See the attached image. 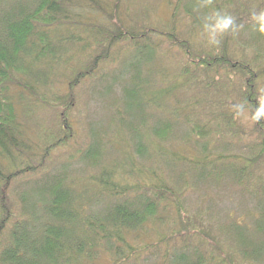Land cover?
<instances>
[{
  "label": "trees",
  "instance_id": "16d2710c",
  "mask_svg": "<svg viewBox=\"0 0 264 264\" xmlns=\"http://www.w3.org/2000/svg\"><path fill=\"white\" fill-rule=\"evenodd\" d=\"M14 1L0 14V264L264 263V117L254 121L259 136L248 143L254 156L243 159L237 153L230 154L225 147L218 153L211 150V157L204 155L201 160L179 156L187 167L199 172V177L209 176L211 182L238 186L252 198L256 193L260 195H256L260 215L255 212L256 226L252 231L239 219L219 225L216 219L209 222L183 208L182 194L188 188L184 172L178 174L183 186L158 174L152 175L154 180L130 186L118 183L112 173L102 169L97 180L104 185L100 184L102 189L95 192L94 200L88 197L91 204H99V209L89 216L85 213L86 200L71 186L67 170L55 171L52 167L53 151L75 140L70 114L77 106L78 84L87 77L93 78L100 64L113 62L115 54L122 50L119 44L142 53L148 45L154 46L153 35H165L191 63L204 68L203 74L211 72V84L206 86L211 100H198L199 107L210 101L220 103L221 108L212 112L209 120L217 126L211 134L205 130V137L214 133L233 137L242 132L237 122L239 113L233 107L243 105V111L246 109L252 117L264 94L256 85L257 79L264 76V34H258L252 61L234 58L235 52L234 57L228 54L227 45L245 25L246 13L250 12L246 4L238 3L235 10V0H212L204 5L207 12L204 11L203 19L214 11L235 19L234 30L220 35L224 42L214 48L217 51L201 54L187 38H177L171 31H163L147 21L145 26L139 25L131 11L135 0H30L25 4L22 0ZM176 10L173 17L177 16ZM196 21L201 22V18ZM147 23L151 26L147 27ZM247 26L246 23L244 28ZM62 30L67 37L54 36ZM85 55L89 56L88 62H82L86 68L75 70L68 81V91L58 94L62 82L56 79L54 67L71 70L73 60L79 64L78 60ZM232 73L244 77L242 88L233 87L232 80H217V75L229 78ZM132 78H137V74ZM142 87L140 82L135 94ZM35 97L44 109L56 112L50 124L39 123L36 139L19 117L20 111L32 117L26 98ZM123 114V125H128L135 135L132 139L137 155L150 156L140 138V121L132 123L129 118L133 120L135 115ZM191 128L194 132L202 131L195 125ZM121 129L116 130L124 135ZM169 130L168 123L154 129L161 141L168 139ZM102 134L104 131H91L90 144L74 150L71 157L79 154L97 167L105 147ZM125 145L129 150V144ZM31 175L44 184L34 196L25 192ZM20 180H25V188ZM170 203L174 204V212L165 215L162 211L168 212ZM229 233L234 241L232 246L226 244Z\"/></svg>",
  "mask_w": 264,
  "mask_h": 264
},
{
  "label": "rangeland",
  "instance_id": "374dc122",
  "mask_svg": "<svg viewBox=\"0 0 264 264\" xmlns=\"http://www.w3.org/2000/svg\"><path fill=\"white\" fill-rule=\"evenodd\" d=\"M4 1L0 2V7H4L0 8V14L7 11L5 8L13 6L15 2L14 0ZM26 1L30 0H22L24 4ZM235 1L234 10L237 9L238 3H244L250 12L246 13L248 16L245 17L248 25L246 29L245 23L231 40L230 45H227L228 54L234 57L232 52H235L234 58H248L252 61L256 55L255 41L258 40L260 33L258 23L252 19V16L253 13L259 14L264 11V0ZM177 5H179L178 10H176ZM174 10L177 12L176 17L172 16ZM131 11L139 25L145 26L147 21L163 31H171L177 38H187L195 51L201 54L215 53L217 50L214 48L221 46L224 42L221 36L218 37L220 41L218 45H209L207 42L203 28L204 11H206L204 0H181V2L180 0H135ZM196 18H201V22L196 21ZM148 23L146 26H151ZM56 35L58 38L67 37L64 30L57 32L54 36ZM151 41L154 46L148 45L142 53L136 48H126L129 46L119 44L118 47L122 46V50L115 54L113 62L100 64L93 78L87 77L78 84L77 98L75 97L77 106L70 114L75 140L71 142V145L53 151V169L67 170L71 186L86 200L85 213L89 216L99 209V204H91L92 202L89 201L96 198L95 192L101 190L104 185L97 180L103 170L112 173L113 179L118 183L130 186L154 180L152 175L156 177V174L163 175L171 182H180L183 186V181H179L178 174L184 172L188 188L182 194L183 208L195 214V217L202 215L206 221L211 222V218L216 219L219 225L239 219L252 231L256 226L253 222L255 212L260 215L257 202V196L260 195L256 193L257 196L254 194L255 197L252 198L247 196L249 192L243 191L238 186L226 182H211L209 176L199 177V172L187 167L183 159L179 158L182 155L189 160H201L200 158L204 155L211 157V150L218 153L224 147L230 154L237 153L243 159L244 156H254V151L248 143L258 138L259 134L254 129L251 115L245 109L243 114L237 116L242 132L236 133L233 137H221L215 133L205 137V130H209L211 134V129H216L217 126L216 122L211 123V119L209 120L212 112L221 108L220 103L215 104L210 101L202 102V107H199L198 100H211L206 93V86L208 83L211 84V72L203 74L204 68H197L194 63H191V59L185 57L178 45H172L165 35H153ZM86 51L89 53L87 49ZM76 57L78 58L79 55L77 54ZM83 61L88 62L89 56L81 57L78 60L79 64L73 60L71 63L73 68L68 71L59 66L54 67L56 79L62 82V88L58 94L68 91L67 84L75 70L86 68V65L82 64ZM133 74H137V78H132ZM227 78V76L217 75L218 81L230 83L232 80L233 87L239 89L243 87L244 77L239 74L232 73L229 74V80ZM140 82L143 84L142 90L135 94L134 90ZM256 85L258 91L264 92V76L257 79ZM26 105L28 112L32 111V117L28 114L23 115L21 111L19 117L25 127L30 128L31 137L36 139L40 132L39 123L50 124V121L55 120L56 112L54 114L44 109L43 103L37 100V97L26 98ZM123 112L135 115L133 120L129 118L132 123L140 121L138 123L140 138L145 144V149L149 150L150 156L137 155L135 140L132 139L135 135L131 134L127 128L128 125H123L126 119L123 117ZM163 123L170 125L169 136L165 141L156 137L154 131ZM191 125L200 127L202 131L194 132ZM122 127L124 129H121ZM117 128H120L124 135L116 130ZM91 131L94 133L104 131L102 137L105 147L101 149L102 158L97 167L91 166L79 154H76L74 158L71 157L74 150L82 145L84 148L90 144ZM125 143L129 144V150ZM255 171L259 173L258 169ZM36 177V175L30 176L31 183L25 189V192L30 193L31 196L41 191L44 185L40 184L38 181L40 178ZM19 183L25 188V180H20ZM88 197L91 199L88 200ZM167 209L168 212L162 211V213L165 215L173 213L174 204L170 203ZM225 238L228 239L226 244L232 246L234 241L231 239V233ZM140 241L141 238L138 240L139 244Z\"/></svg>",
  "mask_w": 264,
  "mask_h": 264
},
{
  "label": "clouds",
  "instance_id": "9594fccd",
  "mask_svg": "<svg viewBox=\"0 0 264 264\" xmlns=\"http://www.w3.org/2000/svg\"><path fill=\"white\" fill-rule=\"evenodd\" d=\"M212 0H204V5L207 6L211 4ZM234 17L229 14H221L218 11H214L210 16L205 18V23L203 25L204 34L207 36V42L209 45H218L220 43L218 37L230 29L234 30ZM252 19L256 21L259 25L258 31L264 34V11L259 14L253 13ZM215 21V23H211ZM239 114H243V105H238L234 109ZM264 117V97L260 98L259 107L256 109L255 113L252 115L251 119L253 121L259 122L261 118Z\"/></svg>",
  "mask_w": 264,
  "mask_h": 264
}]
</instances>
